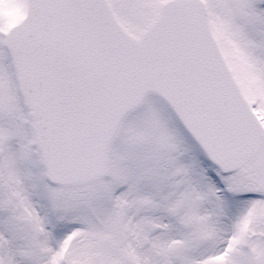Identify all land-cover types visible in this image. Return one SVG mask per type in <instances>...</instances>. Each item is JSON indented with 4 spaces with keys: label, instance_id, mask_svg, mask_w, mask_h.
Listing matches in <instances>:
<instances>
[{
    "label": "snow or ice",
    "instance_id": "snow-or-ice-1",
    "mask_svg": "<svg viewBox=\"0 0 264 264\" xmlns=\"http://www.w3.org/2000/svg\"><path fill=\"white\" fill-rule=\"evenodd\" d=\"M0 264H264V0H0Z\"/></svg>",
    "mask_w": 264,
    "mask_h": 264
}]
</instances>
